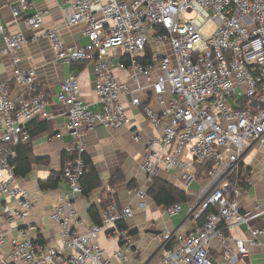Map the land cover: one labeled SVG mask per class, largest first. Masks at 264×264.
Returning a JSON list of instances; mask_svg holds the SVG:
<instances>
[{
    "label": "built area",
    "instance_id": "obj_1",
    "mask_svg": "<svg viewBox=\"0 0 264 264\" xmlns=\"http://www.w3.org/2000/svg\"><path fill=\"white\" fill-rule=\"evenodd\" d=\"M64 2L65 26H81L86 45L66 46L56 29L31 41L46 39L62 64L93 65L99 110L82 102L75 76L63 80L56 101L65 107V134L70 138L61 173L69 193L62 194L49 216L58 226L59 246H48L40 241L38 226L28 222L32 197L15 185L9 162L14 148L30 141L28 125L36 118H50L48 100L36 89V72L22 66L19 52L28 39L22 32L8 33L0 23V58L7 57L12 70L10 82L0 80V196L6 200L0 220L20 224L16 236L0 230V248H6L0 264H114L96 242L102 233L126 248L115 251L113 258L128 261L130 234L117 225L133 217L132 208L113 200L100 213V225L81 231L74 204V197L82 195L79 181L86 172L88 134L98 125L109 131L129 127L125 100L140 107L152 127L161 128L159 138L144 149L146 183L158 178L163 166L178 173L185 188L199 185L187 215L196 223L203 216V222L188 231L162 234L158 264H214L209 258L212 240L239 225H246L251 236L247 244L258 245L264 230L250 224L264 219V207L242 211L238 198L244 182L250 183L239 176L244 145L264 147V0ZM10 8L15 20L24 18L27 29L42 28L43 13L26 16L29 0H17ZM116 68L128 74L133 88L115 78ZM141 93L147 94L146 105H141ZM133 141L139 143L142 137L135 135ZM202 170L207 175L198 180ZM107 193L115 195L111 188ZM133 196L144 208L146 192L140 189ZM180 210L175 204L165 213L175 216ZM235 248L237 254L225 252V261L247 256L243 240H236Z\"/></svg>",
    "mask_w": 264,
    "mask_h": 264
},
{
    "label": "crops",
    "instance_id": "obj_2",
    "mask_svg": "<svg viewBox=\"0 0 264 264\" xmlns=\"http://www.w3.org/2000/svg\"><path fill=\"white\" fill-rule=\"evenodd\" d=\"M17 0H3L0 7V23H3L8 33L22 32L28 42L22 46L19 55L22 66L25 69L36 72V89L44 92L48 100L47 114L50 118L42 120L36 118L34 122H45L48 130L31 138L30 150L32 165L30 173L25 178H15V185L27 190L32 197V213L28 222L38 226L40 241L48 246H59V229L56 223L49 218L53 207L61 201L62 194L69 193L67 184L61 178L65 147L70 144V138L65 134L67 117L65 107L56 101V95L60 91L61 83L68 76L78 79L82 102L92 111L99 110L97 99L93 91V65L91 63L62 64L54 58L49 42L39 37L41 33L56 29L58 35L66 46H85L87 41L83 38L82 27L65 26V2L64 0H29V8L26 16L35 13H43V26L37 30H29L25 27L24 18L15 20L11 14V5ZM0 49H2L0 38ZM119 63L115 62L116 66ZM12 70L10 60L7 57L0 58V80L10 82ZM115 78L120 82H126L131 88L133 84L128 81V74L114 70ZM15 89L14 91H16ZM141 105H146L147 94H139ZM126 113L131 119V125L119 131H109L98 125L93 132L88 134L86 156L93 166L100 181V188L74 197L75 208L78 213V221L81 231L92 225L88 217L91 207H99L105 200L107 189H114V201L119 207L130 206L133 217L124 223L125 229L130 234L128 261L119 263L113 258V253L126 248L117 246L116 242L109 239L106 233L99 234L96 242L104 251L105 258L112 260L114 264H158L162 259L160 236L176 231H188L197 223L188 215V204L192 201L194 193L199 185L193 183L185 188L181 178L176 172H167L160 166L159 179L172 187L184 192L191 197L190 202L181 206L180 212L175 216H168L164 207H158L147 196L144 200V208H139L140 200L134 199V192L143 189L147 192L149 184L146 183V175L143 171L144 149L151 141H156L161 135V128L152 127L142 115L141 109L131 107L127 100L124 102ZM150 107L159 111L156 104L150 102ZM63 133L60 140L54 137ZM135 135H140L142 141H133ZM243 181L246 177L250 183L244 182L242 192L238 198V204L242 211L254 210L256 206L264 207V147L259 148L252 144H245L242 151ZM119 174L120 178L116 177ZM56 189H41L40 183L57 179ZM113 178V180H112ZM190 190H195L190 193ZM0 196V208L5 203ZM12 205V202H10ZM20 224H12L0 220V230H7L12 236H16L17 227ZM254 229L264 230V219L260 218L251 222ZM243 240L247 245L248 254L245 257L238 256L235 261L227 262L224 254L228 250L237 254L235 241ZM251 236L246 225L229 228L223 238H214L209 248V258L214 264H264V235L259 244L249 246L247 241ZM6 248H0V256Z\"/></svg>",
    "mask_w": 264,
    "mask_h": 264
},
{
    "label": "trees",
    "instance_id": "obj_3",
    "mask_svg": "<svg viewBox=\"0 0 264 264\" xmlns=\"http://www.w3.org/2000/svg\"><path fill=\"white\" fill-rule=\"evenodd\" d=\"M3 4V0H0V7ZM30 141L31 138L36 135L48 130V125L45 122H34L32 121L28 125ZM30 141L26 144L19 145L14 148L15 157L9 160L10 165L14 168V176L16 178H25L31 170L32 159H31V150H30ZM68 156L64 153L63 163L67 160ZM83 161L86 166V172L83 174L79 181V185L82 189V195L86 196L91 191L100 188V181L95 173V170L91 163L89 162L86 154L83 155ZM243 170L240 168L239 176L242 178ZM206 170H202L199 172L198 180H203L206 177ZM119 174H116V178H120ZM62 178V176H61ZM57 179L40 183L41 189H56L57 188ZM113 180V178H112ZM243 180V179H242ZM147 196L152 199V201L158 207L169 208L175 204H184L186 202L191 201V197H188L184 192L179 191L178 189L172 187L170 184L164 182L159 178H155L149 183L147 187ZM114 200V195H110L107 193L104 201L101 202L99 207L93 206L88 211V217L90 218L92 224L100 225L101 224V216L100 213L107 208V206ZM203 216L198 220V225L203 222ZM118 229H125L124 223H119L117 225Z\"/></svg>",
    "mask_w": 264,
    "mask_h": 264
},
{
    "label": "rangeland",
    "instance_id": "obj_4",
    "mask_svg": "<svg viewBox=\"0 0 264 264\" xmlns=\"http://www.w3.org/2000/svg\"><path fill=\"white\" fill-rule=\"evenodd\" d=\"M195 190H190V193H194Z\"/></svg>",
    "mask_w": 264,
    "mask_h": 264
}]
</instances>
